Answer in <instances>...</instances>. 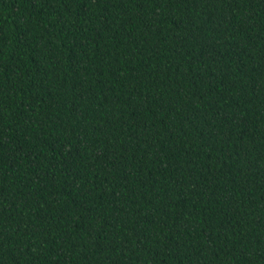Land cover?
<instances>
[{"label":"trees","instance_id":"obj_1","mask_svg":"<svg viewBox=\"0 0 264 264\" xmlns=\"http://www.w3.org/2000/svg\"><path fill=\"white\" fill-rule=\"evenodd\" d=\"M0 264H264V0H0Z\"/></svg>","mask_w":264,"mask_h":264}]
</instances>
